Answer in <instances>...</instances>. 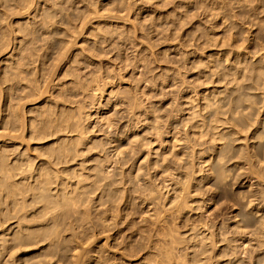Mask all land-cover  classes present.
I'll return each mask as SVG.
<instances>
[{
	"label": "clouds",
	"instance_id": "1",
	"mask_svg": "<svg viewBox=\"0 0 264 264\" xmlns=\"http://www.w3.org/2000/svg\"><path fill=\"white\" fill-rule=\"evenodd\" d=\"M121 248L264 264V0H0V264Z\"/></svg>",
	"mask_w": 264,
	"mask_h": 264
},
{
	"label": "rangeland",
	"instance_id": "2",
	"mask_svg": "<svg viewBox=\"0 0 264 264\" xmlns=\"http://www.w3.org/2000/svg\"><path fill=\"white\" fill-rule=\"evenodd\" d=\"M197 23H198V21H197ZM81 28H82V30H84V26L83 25H81ZM170 46H173V45L168 44V43H165V44L161 45L162 48H166V47H170ZM150 211H151V209H150V206H149V208L145 210L144 215L145 216L150 215ZM130 226H131V222H129V225H126L123 230H119L118 229L117 231L118 232L126 231L127 228L130 227ZM115 235H116V233L112 234V236H115ZM130 235H131V233H130ZM105 240H107V241H109L111 243V237L110 236L105 235V236L101 237V242H103ZM38 252H39V249H34V250H31V251H27V252L21 253V255H33L34 256ZM123 252H124V250L121 248L119 251H114L112 254H113V256L117 257L118 259L119 258H123L124 261H125V264H140L139 260L129 259L128 257L124 256ZM217 253H219V249H217ZM145 255H147V254H145ZM140 259L142 260V259H144V257L142 256V257H140ZM220 264H224V262L221 261Z\"/></svg>",
	"mask_w": 264,
	"mask_h": 264
}]
</instances>
